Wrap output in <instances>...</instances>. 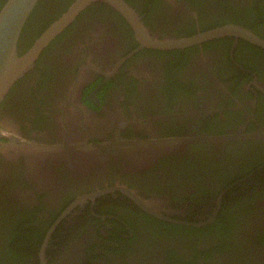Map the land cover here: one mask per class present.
Returning a JSON list of instances; mask_svg holds the SVG:
<instances>
[{
	"label": "flooded vegetation",
	"instance_id": "flooded-vegetation-1",
	"mask_svg": "<svg viewBox=\"0 0 264 264\" xmlns=\"http://www.w3.org/2000/svg\"><path fill=\"white\" fill-rule=\"evenodd\" d=\"M125 1L158 40L251 35L140 47L78 10L1 102L0 264H264V0ZM75 2L38 0L19 54Z\"/></svg>",
	"mask_w": 264,
	"mask_h": 264
},
{
	"label": "water",
	"instance_id": "water-1",
	"mask_svg": "<svg viewBox=\"0 0 264 264\" xmlns=\"http://www.w3.org/2000/svg\"><path fill=\"white\" fill-rule=\"evenodd\" d=\"M93 0H76L64 16L42 33L35 43L25 52L19 54L18 39L30 12L38 0H7L0 10V104L13 84L33 65L39 52L53 36L74 18L78 10ZM118 9L134 28L140 47L157 48L184 47L218 37L230 31L246 32L244 28L218 27L197 34L172 40H158L151 37L141 22L139 15L125 0H102ZM253 41L264 46V40L253 35ZM149 210V209H148Z\"/></svg>",
	"mask_w": 264,
	"mask_h": 264
},
{
	"label": "bare ground",
	"instance_id": "bare-ground-1",
	"mask_svg": "<svg viewBox=\"0 0 264 264\" xmlns=\"http://www.w3.org/2000/svg\"><path fill=\"white\" fill-rule=\"evenodd\" d=\"M129 25V24H128ZM30 44V43H29ZM31 45V44H30ZM0 106H1V104H0Z\"/></svg>",
	"mask_w": 264,
	"mask_h": 264
}]
</instances>
